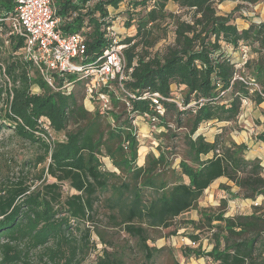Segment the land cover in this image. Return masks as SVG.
<instances>
[{
    "label": "trees",
    "instance_id": "obj_1",
    "mask_svg": "<svg viewBox=\"0 0 264 264\" xmlns=\"http://www.w3.org/2000/svg\"><path fill=\"white\" fill-rule=\"evenodd\" d=\"M224 1L54 0L56 15L63 19L60 32H77L85 38L83 65L95 63L112 42L109 27L125 45L128 78L104 89L111 97V109L101 113L98 104L91 111L79 102L78 93L84 99L86 92L79 73L55 75L52 87L33 62L18 53L24 39L9 34L6 21L14 4L0 0V76L9 79V85L0 87V94L6 92L4 125L43 147L38 162L49 157L46 170L55 179L34 185L22 177L0 186V264H36L35 255L49 264H83L96 247L94 231L107 244L97 223L103 202L110 220L138 239L152 264L165 249L148 244V228H171L191 210L199 218L183 219L169 233L191 225L195 232L188 237L198 246L178 249L173 264H182V258H204L208 264H264V211L259 204H253L250 213L236 215L226 214L228 199L220 201L218 210L199 204L220 177L235 183L246 199L262 196L264 201L261 160L247 158L246 143L224 139L226 124L239 118L243 99L257 106L264 103V21L252 19L247 27H239L233 16L217 13V4ZM169 2L193 10L192 21L175 16L167 9ZM168 18L175 20L174 43L157 49L161 39L157 30ZM224 44L253 47L257 56L251 58L250 52L242 66L248 74L239 71L240 58L234 60ZM2 47L9 50L7 56ZM236 74L254 79L258 87L235 78ZM146 93H159L163 114L144 97ZM153 118H157L154 124ZM138 120L155 125L151 133L157 141L167 133L178 137L173 127L181 131L185 150L166 154L160 149L139 165L143 143L135 125ZM207 123L219 125L213 141L199 132ZM261 124L264 127V121ZM71 125L74 129H69ZM53 132L64 133L65 138L54 139ZM258 139L264 143V128ZM169 155L181 157L177 165ZM63 183L76 193L64 196ZM205 229L213 245L209 250L200 241ZM95 264L127 262L118 251L105 247Z\"/></svg>",
    "mask_w": 264,
    "mask_h": 264
},
{
    "label": "rangeland",
    "instance_id": "obj_2",
    "mask_svg": "<svg viewBox=\"0 0 264 264\" xmlns=\"http://www.w3.org/2000/svg\"><path fill=\"white\" fill-rule=\"evenodd\" d=\"M167 9L173 12L175 16L181 17L182 19L190 21L193 19V10L181 9L179 5L175 4L174 2H169L167 4ZM217 13L220 15L229 14L233 16V19L236 21L238 26L243 27L248 25L249 21L251 22L252 19L257 22L264 21V0H259L256 3L243 2L240 0H225L224 2L217 4ZM175 28L176 25L174 18H168L157 30L161 39L155 48L164 50L167 45L173 44L175 40ZM119 30H121L122 33L125 31L122 25ZM223 46L234 60H239L241 57L240 47L234 48L232 45L227 44H224ZM249 47L251 50V58L256 57L257 53L253 51V47L251 45ZM8 54L9 50L2 47V55L7 56ZM241 70L245 72V74L249 73L246 68L242 67L239 69V71ZM7 84L9 85V79L6 76H0V87H5ZM33 90L39 92V88L37 86H34ZM77 97L80 103H84V105L89 109L91 108L90 102L86 101L85 97L83 99V94L81 92L78 93ZM251 104L254 105L253 102ZM251 104H248L245 108H242L241 114L235 122L226 124L228 126L224 134V139L226 142L234 140L233 135H237L238 140H240L241 136L247 135L249 137V133L252 135L253 139H256V142H259L258 136L262 133L264 127L259 124L258 119L253 117L252 114H249V109L247 110L248 115L245 114L247 107ZM6 108V92H3L0 94V123L2 124L0 128V186L2 184L9 183L10 181H17L22 177H25L34 185H41L46 182L49 183L55 181V179L51 177L46 170L49 163V157L41 162H38L39 159L44 155L43 147H41L38 142L33 143L21 137L13 128L4 125V120L7 118ZM90 110L94 111L92 108ZM261 110L263 109L261 108ZM253 111L251 112L254 114ZM248 116H251L252 118L251 127L249 125ZM140 123L141 122H139L137 125V129L140 137L144 141L143 146L145 149H141L140 151L141 157L143 158L149 151V153H154V150L150 148V146H152L150 142L152 138L150 136L148 137V134L151 133V129L150 131L140 130ZM208 126L213 127L217 125L211 123ZM69 129H74V126L71 125ZM252 129H254V131H252ZM172 132L179 134L178 137L173 138L170 135L171 133H167L163 138H159L161 141H163V143L160 145L161 141L158 139V144L155 150L156 154H159L160 149L166 152V154L173 150L174 152H180V148H183L182 152L185 150L181 131L173 127ZM155 136L158 135L155 134ZM52 138L62 140L65 138V135L64 133L57 134L53 132ZM173 145L177 146V148L172 149ZM160 146H162V148H160ZM248 151L249 149L247 150V153ZM169 157L170 160L174 161V164L176 165L181 159V157L178 155H175V157L169 155ZM104 161L107 165L109 164V166H111L110 161L107 158ZM163 170H165L168 174L170 173V170L166 167L163 168ZM238 192L239 188L235 185V183L224 178L218 180L210 188V190L206 191V193L203 194L201 200L203 204H209L207 207L218 210L221 208L220 200L226 198L229 200L227 207L228 213H239L246 211L251 212L253 210L252 203L256 202L261 206V211H264V201L262 196H259L256 200H248L240 192ZM63 193L64 196H67L76 193V190L71 188L68 183H63ZM108 195L109 193H105V196ZM99 213V220L97 221L98 228L103 238L107 240V244L103 241H100L98 239V234L94 231L93 237L96 240V247L94 250L92 249L88 251L89 254L86 256L83 264H95L98 254H100L102 248L105 247L110 250L118 251L125 258L127 264H152L150 261H146L145 251L138 245V239L127 234L124 231L123 226H117L110 220L109 211L105 207L104 202L99 203ZM186 216L188 219L197 220L199 218V214L195 210L188 213ZM183 219L186 218L183 216L178 218V220L175 222V225L168 229L152 227L148 228V233L150 236L148 244L152 247H164L165 249L163 252L156 255L153 264H173L172 258H179V252L177 250L182 246H198L197 243H194L188 237L189 234L195 232L191 225L185 227V229L177 228V233L174 235L169 233L175 230ZM88 225L93 229V225L91 223H88ZM206 231V229L204 231H200V234H202V245L204 247H210L209 245H212V240L209 237H206ZM33 260L36 264H49L45 263V261H39L38 255H35ZM182 264H206V262L203 259H184L182 260Z\"/></svg>",
    "mask_w": 264,
    "mask_h": 264
},
{
    "label": "built area",
    "instance_id": "obj_3",
    "mask_svg": "<svg viewBox=\"0 0 264 264\" xmlns=\"http://www.w3.org/2000/svg\"><path fill=\"white\" fill-rule=\"evenodd\" d=\"M13 11L7 17L9 34L24 39V45L18 51L25 59L30 60L36 66L44 80L52 87L55 86V75L79 73V79L86 81L85 100L90 102L92 110L96 104L101 113L111 109V97L104 91L112 89L113 83H120L128 78L125 72L124 44L120 43L113 27H109L112 42L103 53L98 56L95 63L85 66L82 64L87 45L81 33L62 34L59 25L62 17L56 15L54 0H12ZM250 58V48L247 45L241 47V57L237 64L242 67ZM241 80L258 87L254 79L246 80L236 74ZM72 88V83H67ZM158 105L160 114L164 113L159 93H146ZM252 101L243 99L242 108ZM90 108V109H91ZM157 121L153 118L152 122ZM135 125L138 123L135 121ZM155 125H151V130Z\"/></svg>",
    "mask_w": 264,
    "mask_h": 264
},
{
    "label": "crops",
    "instance_id": "obj_4",
    "mask_svg": "<svg viewBox=\"0 0 264 264\" xmlns=\"http://www.w3.org/2000/svg\"><path fill=\"white\" fill-rule=\"evenodd\" d=\"M254 21V20H253ZM248 25H246V26H243V27H247ZM255 105V104H254ZM253 104H251L250 106H248L247 107V109H246V112H245V114L246 115H248V112H247V110L249 109V114L251 115L252 114V116L253 117H255L256 119H258V122H260L259 124H261V122H263L264 121V103H262V104H260V105H256V106H254ZM91 106V105H90ZM261 108L263 109V110H261ZM255 109V110H254ZM254 110V111H253ZM251 111H253L254 112V114L251 112ZM248 118H249V125H250V127H251V122H252V118H251V116H248ZM139 122H141L140 123V125H141V127H140V130H144V131H150V129H151V125L148 123V122H144V121H137V123L139 124ZM210 123H207L205 126H201L200 127V129H199V132L200 133H203L205 136H206V138L208 139V140H210V141H213L214 140V137H215V135H216V133H217V131H218V124H217V126H213V127H210V126H208ZM261 126L263 127V124H261ZM252 131H254V129H252ZM140 135V134H139ZM151 137L152 138V140H150V142H151V144H152V146H150V148L152 149V150H154V153L156 152L155 150H156V146H157V140L155 139V137L152 135V133H149L148 134V137ZM233 139L237 142V143H246L247 145H249L248 146V149H249V151H248V155H247V158H249V159H255V158H259V159H261V163H262V165L264 166V154H262V153H264V143H262V142H256V139H253V137H252V135L249 133V137L247 136V135H245V136H241V138H240V140H238V138H237V135H233ZM141 140H142V143L144 142L143 141V139L141 138ZM141 149H145V147L144 146H142V148ZM141 150H139V160H138V164L139 165H143L144 163H145V159H146V156L149 154V152L146 154V156H144L143 158L141 157V152H140ZM251 153V154H250ZM156 154V153H155ZM156 155H158V153L156 154ZM262 160H263V162H262ZM107 167L109 168V169H111V170H113V168H112V166H109V164L107 165ZM220 179H224V177H220V178H218L217 180H215L206 190H205V192L204 193H206V191H208V190H210V188L218 181V180H220ZM226 179V178H225ZM202 198V197H201ZM201 198L199 199V204L201 205V206H208L207 204H203V202H202V200H201ZM223 199H226V198H223ZM222 200V199H221ZM220 200V201H221ZM249 200V199H248ZM228 203H229V200H228ZM252 204H258L257 202L256 203H252ZM211 205V204H210ZM228 207V206H227ZM193 210H191V211H188V212H185V213H183V214H181L180 216H179V218H181L182 216L183 217H185V218H188L186 215L188 214V213H190V212H192ZM196 211V210H195ZM246 213H250L249 211L247 212H239V213H226L227 215H236V214H246ZM180 229H185V227H181ZM201 241V243H202V239L200 240ZM203 246V245H202ZM210 247H204L203 246V249H207V250H209V249H211L212 248V246L213 245H209ZM182 247H184V246H182ZM181 247V248H182ZM184 259H186V258H182L181 259V263H182V260H184ZM191 259H194V258H191ZM201 259H203L205 262H206V264H208L207 263V261L204 259V258H201Z\"/></svg>",
    "mask_w": 264,
    "mask_h": 264
}]
</instances>
